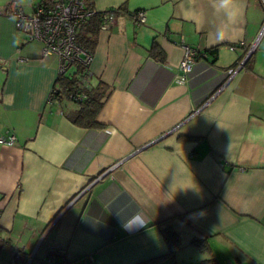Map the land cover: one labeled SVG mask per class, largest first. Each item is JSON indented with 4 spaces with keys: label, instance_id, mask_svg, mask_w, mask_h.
Returning a JSON list of instances; mask_svg holds the SVG:
<instances>
[{
    "label": "crops",
    "instance_id": "0c3cea01",
    "mask_svg": "<svg viewBox=\"0 0 264 264\" xmlns=\"http://www.w3.org/2000/svg\"><path fill=\"white\" fill-rule=\"evenodd\" d=\"M38 1L49 0H0V135L16 137L0 144V264H42L52 249L71 264H135L168 252L165 227L178 234L175 254L194 252L187 264H264V35L245 64L259 0H242L222 41L207 0H89L116 10L87 66L109 88L97 128L51 98L58 57L16 28L10 12ZM182 41L200 60L183 76ZM135 213L141 224L125 229Z\"/></svg>",
    "mask_w": 264,
    "mask_h": 264
},
{
    "label": "built area",
    "instance_id": "2783aa9c",
    "mask_svg": "<svg viewBox=\"0 0 264 264\" xmlns=\"http://www.w3.org/2000/svg\"><path fill=\"white\" fill-rule=\"evenodd\" d=\"M259 3L261 8L264 9V0H259ZM94 12L96 11L93 8H88L83 0H49L47 3H43V1L36 2L31 13H25L18 8L12 10L10 15L15 19L16 28L24 33L25 39L41 42L42 55H57L59 73H67L75 62L88 65L91 59V54L76 42V34L80 25ZM100 16L99 31H107L116 21V10H103L100 12ZM131 17L136 25L146 22L144 10L139 9L132 12ZM261 35H264V21H262L257 39L248 52L254 50ZM238 45H243V42L229 48L235 49ZM181 48L183 53L179 70L183 76L190 73L194 65L200 60L196 59V53L183 41L181 42ZM203 56L204 54L201 55V57ZM242 63L236 69L222 71L221 80L231 79ZM82 98H84V95L80 94L73 97V100H81ZM15 142L16 137L12 130L0 135V144L2 145H13ZM42 264L65 263L55 261L48 256L43 259Z\"/></svg>",
    "mask_w": 264,
    "mask_h": 264
},
{
    "label": "trees",
    "instance_id": "16d2710c",
    "mask_svg": "<svg viewBox=\"0 0 264 264\" xmlns=\"http://www.w3.org/2000/svg\"><path fill=\"white\" fill-rule=\"evenodd\" d=\"M83 1L88 8H92L89 0ZM47 2L49 1H43V3ZM100 12H94L92 15H90L83 22V24L80 25L76 34V42L86 49L90 54L96 43V36L101 23ZM149 54L156 56L159 58V60L164 59V53L160 48H158L156 43H153L150 46ZM251 57L252 54L247 58L245 64L250 62ZM72 66V70H69L67 73L65 72L58 74L51 98H67L79 106L78 111L71 117L72 122L75 124L85 128L100 127L102 125L96 121V114L99 108L102 106L107 94L109 93V88H107L101 81L95 84L91 82V73L88 70V65H84L81 62H75ZM80 94H83L84 98L81 100H73V97ZM162 231L168 244V252L137 262L135 264H159L166 260L174 263V254L179 247L178 234L170 227H165L162 229ZM2 242L3 240L0 236V246L2 245ZM192 243H194L201 251H205L209 248L207 244L201 241L194 240ZM48 254L49 255H47V257L49 256L55 261H60L65 264L70 263L65 259L64 254H62L60 250L52 249ZM202 264L220 263L216 259L210 258L205 259Z\"/></svg>",
    "mask_w": 264,
    "mask_h": 264
},
{
    "label": "clouds",
    "instance_id": "9594fccd",
    "mask_svg": "<svg viewBox=\"0 0 264 264\" xmlns=\"http://www.w3.org/2000/svg\"><path fill=\"white\" fill-rule=\"evenodd\" d=\"M207 2L208 7L211 9L212 18L205 17V22L211 29L215 39L222 41L227 36L228 27L234 24L243 14L242 0H207ZM139 224H141L139 214L135 213L125 220L123 227L130 229Z\"/></svg>",
    "mask_w": 264,
    "mask_h": 264
},
{
    "label": "rangeland",
    "instance_id": "374dc122",
    "mask_svg": "<svg viewBox=\"0 0 264 264\" xmlns=\"http://www.w3.org/2000/svg\"><path fill=\"white\" fill-rule=\"evenodd\" d=\"M194 252H192V250H186L185 252H182L181 254H175V260L174 263H172L171 261L170 264H187L185 262H187V260H185L186 258H189V255L191 256V258L194 257ZM196 255V254H195ZM199 255V253L197 254V256ZM201 255V254H200ZM199 255V257H200ZM195 260V259H194ZM196 264H198V262L195 261ZM169 264V263H167ZM190 264V263H188Z\"/></svg>",
    "mask_w": 264,
    "mask_h": 264
},
{
    "label": "water",
    "instance_id": "95a60500",
    "mask_svg": "<svg viewBox=\"0 0 264 264\" xmlns=\"http://www.w3.org/2000/svg\"><path fill=\"white\" fill-rule=\"evenodd\" d=\"M251 52H253V51H250V52H248V53H247V55H246V58H245V59H247V58L249 57V55L251 54Z\"/></svg>",
    "mask_w": 264,
    "mask_h": 264
}]
</instances>
